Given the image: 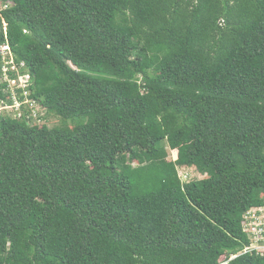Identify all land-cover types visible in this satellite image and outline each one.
<instances>
[{"label": "trees", "instance_id": "16d2710c", "mask_svg": "<svg viewBox=\"0 0 264 264\" xmlns=\"http://www.w3.org/2000/svg\"><path fill=\"white\" fill-rule=\"evenodd\" d=\"M0 3V264H264V0Z\"/></svg>", "mask_w": 264, "mask_h": 264}, {"label": "built area", "instance_id": "2783aa9c", "mask_svg": "<svg viewBox=\"0 0 264 264\" xmlns=\"http://www.w3.org/2000/svg\"><path fill=\"white\" fill-rule=\"evenodd\" d=\"M3 51H6V56L4 55ZM1 55L3 69L0 80L1 82L9 83L10 91L13 94L14 104L7 105V103L4 101H0V104H3V107L6 108V110L11 108V111L8 112L12 113L13 117H33L36 123L39 121L37 124L42 125L44 123L42 120V117L45 116L44 112L40 117L38 112H36V108L40 107L42 110H44V108L41 107L36 100H31L29 98L30 92L27 90V88L30 82V74L28 72L21 73L25 64L22 63L21 67L16 64L12 49L8 43H5L1 46ZM10 72H15L18 78H12ZM17 89L25 90L24 96L26 99L23 102L19 101L18 96L14 95V92L17 93ZM25 110H30L31 113H27ZM242 226L244 232L250 239V245L246 247L241 253L257 252L264 254V206L253 207L249 209L244 215Z\"/></svg>", "mask_w": 264, "mask_h": 264}, {"label": "rangeland", "instance_id": "374dc122", "mask_svg": "<svg viewBox=\"0 0 264 264\" xmlns=\"http://www.w3.org/2000/svg\"><path fill=\"white\" fill-rule=\"evenodd\" d=\"M2 8H3V5L0 3V11ZM3 53L5 56L7 55L6 51H3ZM14 95L17 96V93L14 92ZM10 109L6 110V108L3 107V104H0V111H3V112L7 111L8 112V111H11ZM36 112H38V115L41 117L44 110H42L40 107H38V108H36ZM42 118H44V117H42ZM45 122L48 124L49 127L60 126L63 124L62 119L56 115H52L48 119H45ZM77 122L78 121L69 120L68 125L74 126L77 124ZM37 123H39V121ZM176 158H177V154L175 155L174 151L170 150L169 151V157L167 158V160H176ZM134 163L137 164L136 162H134ZM179 175L182 178V180L185 182H188L191 180H196V179H201V178L205 177L195 167H180L179 168Z\"/></svg>", "mask_w": 264, "mask_h": 264}, {"label": "clouds", "instance_id": "9594fccd", "mask_svg": "<svg viewBox=\"0 0 264 264\" xmlns=\"http://www.w3.org/2000/svg\"><path fill=\"white\" fill-rule=\"evenodd\" d=\"M250 240V239H249ZM241 253V252H240ZM234 258V257H233Z\"/></svg>", "mask_w": 264, "mask_h": 264}]
</instances>
